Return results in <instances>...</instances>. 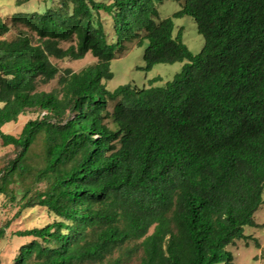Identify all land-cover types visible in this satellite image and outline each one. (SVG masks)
Here are the masks:
<instances>
[{
  "label": "trees",
  "instance_id": "trees-1",
  "mask_svg": "<svg viewBox=\"0 0 264 264\" xmlns=\"http://www.w3.org/2000/svg\"><path fill=\"white\" fill-rule=\"evenodd\" d=\"M31 1L0 16V139L17 150L0 193L31 169L43 134L34 179L47 186L26 190L17 214L41 206L53 220L16 233L33 239L12 264H238L228 246L249 237L264 264V245L245 234L264 202V0H185L164 18L165 0ZM184 15L204 38L197 53L177 31ZM135 39L148 40L144 69L184 62L181 71L108 90L111 60ZM88 53L97 60L79 71L53 62ZM27 112L38 115L18 136L3 131Z\"/></svg>",
  "mask_w": 264,
  "mask_h": 264
},
{
  "label": "rangeland",
  "instance_id": "rangeland-1",
  "mask_svg": "<svg viewBox=\"0 0 264 264\" xmlns=\"http://www.w3.org/2000/svg\"><path fill=\"white\" fill-rule=\"evenodd\" d=\"M32 0L31 3L26 4L28 8H40L43 0ZM60 0H52V3L58 4ZM16 0H0V16L7 19L9 13L20 11L21 8L15 5ZM51 3V2H50ZM48 2V5L50 4ZM185 0H165L158 6L160 17L172 16L174 12L181 9ZM25 8V7H24ZM103 22L109 32V38L112 40L113 28L112 18L106 13L103 14ZM177 25V31H182V41L188 46V48L194 52H199L204 46V38L199 34L197 25L194 19L190 15H184L183 17L174 18ZM17 33V28L12 30L5 36L13 38ZM70 42H62L64 47H67ZM148 40H145L142 45H139L138 39L130 42H125V46L117 49L116 56L111 60V70L113 77L111 79L104 80L108 90H114L116 87L122 84L133 83L139 87L149 86L150 80L155 77H161L154 85H164L167 81L171 80L174 75L181 71L184 62H175L173 64L158 63L151 69H144L146 61L144 59V52ZM91 53H88L83 59L71 60L53 59V62L60 68H71L73 71H79L82 68L89 66L96 62ZM58 79L53 80L48 85L43 86V89L50 90L56 86ZM116 101H112L109 104V110L112 111ZM36 112H27L24 116H21L17 122H9L3 126V131L12 135L18 136L26 121L37 117ZM46 142L44 135H40L38 140L31 147L27 163L30 166V170L24 175H16L14 182L10 183L6 187V193H0V227L7 221H10L9 227L6 229L5 237L0 241V264H12L14 257L18 254V251L22 244L28 243L32 240V237L18 236L16 233L25 229H29L36 226H44L45 224L53 220V215L49 214L47 209L41 206H35L32 208L22 209L19 214L22 204L26 201L23 200V194L30 188L29 196L35 195L38 191L45 190L47 182L36 183L34 179L35 171L44 165ZM16 148L13 145L3 146L0 139V183H1V170L7 164L10 159L16 156ZM264 200V191H263ZM257 225L246 226L245 234H253L261 243H264V202L259 211L255 214ZM154 230L151 227L149 234ZM256 240L252 238H242L236 240L235 244L228 246V250L234 255L235 262L238 264H262L260 258L261 250L256 245ZM117 255V254H116ZM139 258L133 257L132 260L126 264H138ZM95 264V263H91ZM104 264V263H96Z\"/></svg>",
  "mask_w": 264,
  "mask_h": 264
},
{
  "label": "crops",
  "instance_id": "crops-1",
  "mask_svg": "<svg viewBox=\"0 0 264 264\" xmlns=\"http://www.w3.org/2000/svg\"><path fill=\"white\" fill-rule=\"evenodd\" d=\"M258 211H259V210H258ZM256 213H257V212H256ZM255 222L257 223L256 219H255ZM250 236L256 238V236H254L253 234H251ZM259 242H260V241H259ZM261 245L263 246L264 243H261Z\"/></svg>",
  "mask_w": 264,
  "mask_h": 264
}]
</instances>
